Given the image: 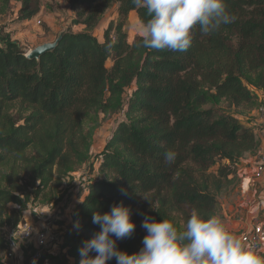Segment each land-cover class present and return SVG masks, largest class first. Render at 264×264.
Instances as JSON below:
<instances>
[{
  "label": "trees",
  "instance_id": "16d2710c",
  "mask_svg": "<svg viewBox=\"0 0 264 264\" xmlns=\"http://www.w3.org/2000/svg\"><path fill=\"white\" fill-rule=\"evenodd\" d=\"M19 1L20 21L39 15L41 0ZM9 2L0 0V12ZM225 2L235 21L210 35L195 28L183 52L144 48L140 38L129 43V14L149 18L132 0H68L73 24L87 31L119 6L120 22L102 44L68 31L36 60L10 35L0 36V207L23 205L28 175L36 192L55 193L85 170L83 197L38 264H80L79 249L101 230L93 213L113 204L132 211L135 230L117 241L129 254L142 247L145 216L180 228L194 209L217 215L219 197L257 151L253 122L264 106V0ZM122 109L126 120L92 157L100 115ZM169 150L176 152L171 164L164 160ZM8 252L0 228V264Z\"/></svg>",
  "mask_w": 264,
  "mask_h": 264
},
{
  "label": "clouds",
  "instance_id": "9594fccd",
  "mask_svg": "<svg viewBox=\"0 0 264 264\" xmlns=\"http://www.w3.org/2000/svg\"><path fill=\"white\" fill-rule=\"evenodd\" d=\"M132 2L146 8L149 17L137 25L139 46L156 51H186L195 28L210 35L235 21L225 0ZM175 158L173 150L164 155L167 164ZM92 222L101 230L79 249L80 264H107L113 258L116 264H264V254L231 233L220 216L195 209L180 228L167 218L145 216L142 247L132 254L117 247V241L130 238L136 227L130 207L113 204L108 212H94Z\"/></svg>",
  "mask_w": 264,
  "mask_h": 264
},
{
  "label": "rangeland",
  "instance_id": "374dc122",
  "mask_svg": "<svg viewBox=\"0 0 264 264\" xmlns=\"http://www.w3.org/2000/svg\"><path fill=\"white\" fill-rule=\"evenodd\" d=\"M118 8L119 6L115 5L94 29L87 31L85 26L73 24L75 13L70 9L68 0H41V11L29 25L20 24L22 22L19 20L20 1L10 0L7 9L0 12V36L10 35L12 39L13 37L18 39L27 52L45 43L54 42L61 33L68 31L88 32L102 44L105 42L106 30L114 28L120 22ZM140 22L136 12L129 14L125 30L131 44L140 38L137 30ZM106 65L110 69L113 66L112 59L108 60ZM124 111L122 109L118 113L100 115V128L95 133L91 148L92 157L104 150L118 124L126 120ZM84 172L82 169L66 179L63 187L55 193L48 190L36 192L37 182L28 175L27 184L24 182L22 184L25 188L23 205L8 204L0 207V228L7 239L14 238L25 223L34 224L36 229L54 226L55 233L59 234L62 225H67L74 206L83 197ZM253 183L248 191H244L243 180L240 178L218 199L217 215L222 218L227 229L238 237L257 224L264 225V209L259 207L260 199L264 197V192L262 193L264 187L260 185L252 187ZM25 246L27 245L20 244L18 250L3 255L2 263L23 264L27 256L26 252L25 255L22 254ZM32 246L35 247V243Z\"/></svg>",
  "mask_w": 264,
  "mask_h": 264
},
{
  "label": "built area",
  "instance_id": "2783aa9c",
  "mask_svg": "<svg viewBox=\"0 0 264 264\" xmlns=\"http://www.w3.org/2000/svg\"><path fill=\"white\" fill-rule=\"evenodd\" d=\"M40 23V22H39ZM263 102H264V89L262 90ZM261 113L264 115V106L261 109ZM264 176V157H260L257 160L256 172L254 179L261 180ZM251 180L245 179L243 181L244 191H248L251 186ZM264 187V186H263ZM264 190L262 191V193ZM259 207L264 209V197L260 199ZM56 232V227L46 226L41 229H36L34 224L25 223L20 232L14 238L7 239V246L9 251H16L20 244L35 243L34 250L27 257L30 259V264H38L39 259L42 255V250L49 247L50 244L57 239L58 234ZM243 242L250 243L256 246L258 251L264 249V225L257 224L253 226L250 230L243 233L240 237Z\"/></svg>",
  "mask_w": 264,
  "mask_h": 264
},
{
  "label": "crops",
  "instance_id": "0c3cea01",
  "mask_svg": "<svg viewBox=\"0 0 264 264\" xmlns=\"http://www.w3.org/2000/svg\"><path fill=\"white\" fill-rule=\"evenodd\" d=\"M23 23H28V25H29L30 21L20 22V24H23ZM13 41L19 42V40L14 38V37H13ZM254 114L257 115L256 113H254ZM253 124L256 127V133L258 135V148L254 154H250L246 157V159L239 166V171H238V173H239V175L243 181L245 179H250L252 183L254 182L252 187H254V185L255 186L256 185H260V186L264 185V176L261 180L254 179L255 172H256L257 160L260 157H264V115L261 113V110H260L258 118H256L254 120ZM70 220H71V218H69L68 223L70 222ZM26 245L27 246H25V249H23L22 254L25 255V252H26L27 256H25V257L27 258L32 253L34 247L32 246L33 243H28ZM259 252L261 254H264V251H262V250Z\"/></svg>",
  "mask_w": 264,
  "mask_h": 264
},
{
  "label": "water",
  "instance_id": "95a60500",
  "mask_svg": "<svg viewBox=\"0 0 264 264\" xmlns=\"http://www.w3.org/2000/svg\"><path fill=\"white\" fill-rule=\"evenodd\" d=\"M64 33L65 32L61 33L54 42L45 43L43 45L36 47L34 50L28 52L26 55L27 58L39 60L43 55L54 51L55 48L58 46L59 42L61 41V39L63 38ZM23 264H30V259L26 258Z\"/></svg>",
  "mask_w": 264,
  "mask_h": 264
}]
</instances>
